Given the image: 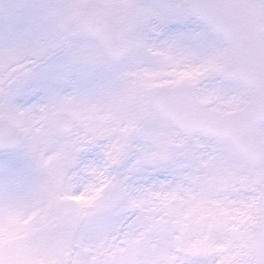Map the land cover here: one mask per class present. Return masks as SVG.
I'll list each match as a JSON object with an SVG mask.
<instances>
[{"label": "snow or ice", "instance_id": "obj_1", "mask_svg": "<svg viewBox=\"0 0 264 264\" xmlns=\"http://www.w3.org/2000/svg\"><path fill=\"white\" fill-rule=\"evenodd\" d=\"M0 264H264V0H0Z\"/></svg>", "mask_w": 264, "mask_h": 264}]
</instances>
